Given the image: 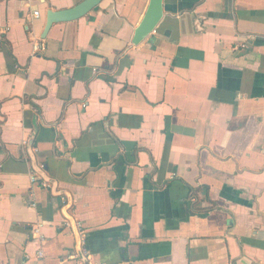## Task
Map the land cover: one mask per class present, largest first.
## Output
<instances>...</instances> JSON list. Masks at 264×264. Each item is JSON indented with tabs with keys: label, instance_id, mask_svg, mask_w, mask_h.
<instances>
[{
	"label": "crops",
	"instance_id": "0c3cea01",
	"mask_svg": "<svg viewBox=\"0 0 264 264\" xmlns=\"http://www.w3.org/2000/svg\"><path fill=\"white\" fill-rule=\"evenodd\" d=\"M82 1L0 0V264H264V0Z\"/></svg>",
	"mask_w": 264,
	"mask_h": 264
},
{
	"label": "water",
	"instance_id": "95a60500",
	"mask_svg": "<svg viewBox=\"0 0 264 264\" xmlns=\"http://www.w3.org/2000/svg\"><path fill=\"white\" fill-rule=\"evenodd\" d=\"M103 0H84L81 3L77 4L76 6L60 11H47L46 12V21H45V28L42 35L44 39L50 27L53 24L58 23H67L73 22L80 18L85 17L89 14L93 9H95ZM163 17V0H149V4L147 10L142 18L140 24L134 30L133 37H132V45L138 46L145 40L153 39L152 35L155 32L156 27L160 23ZM33 140L31 139L28 148L32 147ZM35 172L44 180L46 183L51 184L53 188L56 186V182L47 178L44 174L45 168L42 170L39 168H34ZM68 222L70 223L72 229L74 230V234L76 236V243H77V253L79 254L80 258L86 262V259L82 256V250L80 246V240L78 231L76 229V223L71 218H67Z\"/></svg>",
	"mask_w": 264,
	"mask_h": 264
},
{
	"label": "built area",
	"instance_id": "2783aa9c",
	"mask_svg": "<svg viewBox=\"0 0 264 264\" xmlns=\"http://www.w3.org/2000/svg\"><path fill=\"white\" fill-rule=\"evenodd\" d=\"M34 15H35L36 17H38V14H37V13H35ZM39 48H40V46H35V51L39 50ZM31 179H32V181L35 180V178H31ZM42 186L46 188V187H48V184L43 183ZM40 239L43 240L42 237H40ZM42 255H43L42 252H39V256L42 257Z\"/></svg>",
	"mask_w": 264,
	"mask_h": 264
}]
</instances>
